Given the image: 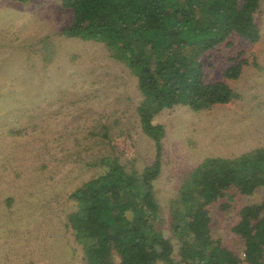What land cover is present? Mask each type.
<instances>
[{"label":"rangeland","instance_id":"rangeland-1","mask_svg":"<svg viewBox=\"0 0 264 264\" xmlns=\"http://www.w3.org/2000/svg\"><path fill=\"white\" fill-rule=\"evenodd\" d=\"M72 19L61 0H0V264H85L68 221L77 209L70 194L105 173L107 158L137 173L155 160L137 113V77L104 43L63 35ZM255 19L257 42L234 33L202 56L205 80L227 83L238 98L155 117L166 130L154 185L169 237L170 205L188 172L209 156L264 147V0ZM235 63L239 77H226ZM263 199L264 187L252 195L230 189L209 205L214 238L243 255L233 226L242 208Z\"/></svg>","mask_w":264,"mask_h":264},{"label":"trees","instance_id":"trees-1","mask_svg":"<svg viewBox=\"0 0 264 264\" xmlns=\"http://www.w3.org/2000/svg\"><path fill=\"white\" fill-rule=\"evenodd\" d=\"M61 1L73 10L62 34L104 43L137 77L140 125L156 148L153 164L142 172L107 158L105 173L70 194L77 209L68 221L85 264H264V199L242 208L233 226L244 241L243 255L214 238L208 208L230 189L252 195L264 187V147L235 157L209 156L188 172L170 205L173 237L163 230L154 185L166 135L155 117L177 105L201 111L239 97L227 83L205 80L202 56L234 33L257 42L261 0ZM241 70L242 63H235L224 75L238 78Z\"/></svg>","mask_w":264,"mask_h":264}]
</instances>
